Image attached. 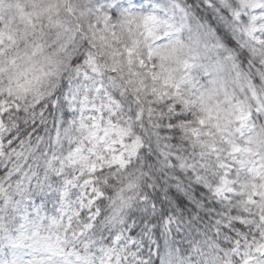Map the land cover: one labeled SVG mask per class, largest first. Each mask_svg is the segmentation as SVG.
<instances>
[{"label":"snow or ice","instance_id":"snow-or-ice-1","mask_svg":"<svg viewBox=\"0 0 264 264\" xmlns=\"http://www.w3.org/2000/svg\"><path fill=\"white\" fill-rule=\"evenodd\" d=\"M0 264H264V0H0Z\"/></svg>","mask_w":264,"mask_h":264}]
</instances>
